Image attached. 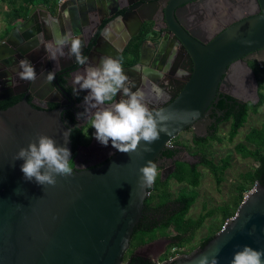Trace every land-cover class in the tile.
Segmentation results:
<instances>
[{
	"label": "water",
	"instance_id": "obj_1",
	"mask_svg": "<svg viewBox=\"0 0 264 264\" xmlns=\"http://www.w3.org/2000/svg\"><path fill=\"white\" fill-rule=\"evenodd\" d=\"M168 1L167 21L170 22V10L177 6L178 0ZM142 6L154 7L149 0H64L54 6L52 14L45 7L48 18L36 25L35 10L40 7L33 6L26 21L0 40V89L3 91L0 101L24 96L13 106L0 110V264H123L149 196L150 187L140 183L139 169L147 161L158 160L171 140L185 129L198 126L217 93L227 64L264 46V5L256 22L242 26L248 28L243 35L234 37L228 31L208 46L170 25L168 30L192 57L194 74L176 99L158 111L165 117L162 126L168 133H162L160 139L149 146L153 150L145 152L142 141L135 152L117 151L97 167L73 169L71 176H58L54 187L26 181L20 170L23 161L14 158L19 149L26 148L38 134L67 147L71 160L73 158L72 133L61 110H40L26 100L29 94L35 98L36 92L45 86L55 92L53 82L47 80L49 71H53L45 43L52 36H73L76 30L73 32L72 26L79 24L77 14L86 18L87 13L95 9L102 13L101 22L124 11L112 18L100 31L99 38L104 32L111 35L113 31L118 32L116 28L124 21L136 23ZM154 12L155 8L148 11L151 15ZM48 19L55 23L63 19L68 25L65 22L64 27L51 28L47 25ZM145 21L153 20L149 17ZM89 41L86 39V44ZM81 52L84 55L83 46ZM21 60L35 66V81L20 79ZM73 63H76L74 57L73 62L61 67ZM244 67L247 68L239 63L231 69L230 87L223 92L257 105L260 98L253 74L250 73L254 82L252 88L239 79ZM244 246L264 249V186L260 183H255L245 194L234 216L201 250L162 264H197L204 254L209 257L218 254L219 264H230L235 252ZM157 259L154 257L153 262Z\"/></svg>",
	"mask_w": 264,
	"mask_h": 264
},
{
	"label": "flooded vegetation",
	"instance_id": "obj_2",
	"mask_svg": "<svg viewBox=\"0 0 264 264\" xmlns=\"http://www.w3.org/2000/svg\"><path fill=\"white\" fill-rule=\"evenodd\" d=\"M149 2L154 7L148 8H155L154 14L151 15L148 13L149 9L142 6V10L138 14L139 20L136 23L132 20L124 21L120 27L116 28L119 29L118 32L113 31L111 35L104 32L101 38H99L100 31L112 18L124 11L109 19H104L103 22L100 20V14L102 13H99L100 11L97 9L88 12L86 18L77 14L79 24L78 27L76 25L72 26L73 32L76 30L72 37H78L81 40L84 47L83 56L92 65H98L102 56L119 59L125 74L135 84L132 91L144 92L145 103L154 113L172 103L194 74L195 64L192 57L186 48L182 46V43L175 38L173 32L168 30L170 25L179 27L201 45L208 46L228 31H231L234 37L243 35L248 28L242 26L246 22H256V19L262 13V5H264V0H187L184 3H182V0H178L177 6L175 5L170 10L171 21L168 22L167 7L170 1L149 0ZM149 17L153 21H145ZM65 22L66 20L62 19V21L55 23L54 21L50 22V19H48L47 25L51 28L56 25L59 29L61 25L64 27ZM54 39L55 37L52 36L45 43V46L47 56L52 64V71L55 74V78L52 80L55 92L48 90L45 86L42 91L36 92L35 98L29 94L26 100L34 108L40 110L60 109L66 125L71 130L77 129L87 135L91 134L90 143L87 146H78L73 152L71 167L74 170L94 168L105 163L117 150L111 147V141L105 147L94 138L95 129L91 127V119L100 107L119 102L122 93H118L112 101H106L105 105L97 107L91 106L95 103L94 101L85 102L84 97L87 95V91H81L79 95H74L73 90L79 88V85L75 83V77L84 75L88 65H80L76 62L62 68V65L73 62V57L69 58L68 56L70 43L63 49L65 55L61 56L57 51ZM86 39L90 40L88 44H86ZM35 54H38V52ZM239 63L247 66V68L244 67L243 72L239 73V79L243 81L244 85L249 88L254 87L250 73L253 74L257 83L260 98L257 105L244 102L223 92L224 89L228 90L230 87L231 69ZM154 89H158L159 93ZM1 90L0 96L3 94ZM263 90L264 46L227 64L220 76L217 93L205 111V117L196 128H187L171 140L169 146L161 152L159 159L154 161L157 164L156 178L161 181L168 180L169 183L174 181L171 176L179 163L186 164L189 167L197 166V170H199V167H202L199 164L201 153L198 152L199 149L196 144L198 142L199 144L209 143V140L218 133L222 124H230L229 121H225L228 112L241 111L246 106L260 107L264 103L263 101L261 104ZM16 97L21 100L24 96L19 95L12 98ZM12 98L2 100L0 103ZM78 113H81L79 119ZM183 134L190 135L184 137L186 141L180 139ZM81 149H85V153H87L85 161L80 160ZM156 217L157 219L160 218L155 215L154 218ZM159 238L156 237L145 245L130 249L124 262H133V259H137L138 261L133 264H140L142 260H150L148 257L149 252H145L144 249L157 245V247H161L160 250H164L165 243L161 238L165 237Z\"/></svg>",
	"mask_w": 264,
	"mask_h": 264
},
{
	"label": "clouds",
	"instance_id": "obj_3",
	"mask_svg": "<svg viewBox=\"0 0 264 264\" xmlns=\"http://www.w3.org/2000/svg\"><path fill=\"white\" fill-rule=\"evenodd\" d=\"M70 43L69 58L74 57L80 65L87 64L84 75H77L75 83L78 89L73 90L74 95L81 91H87L84 100L86 103L94 101L91 106H103L106 101H112L118 93H122L119 102L110 106L100 107L91 119V127L95 129L94 138L107 147L111 141V147L120 153L135 152L143 141L144 151L151 152L149 147L160 139L161 134H167L168 130L162 126L165 119L159 112H153L145 103V94L142 91H132L134 82L125 74L119 59L111 56H102L98 65H92L82 55V42L78 37L70 34L55 37L57 51L64 56V47ZM20 79L35 81L37 73L35 66L28 60L19 62ZM55 74L49 71L48 82L54 80ZM159 93L158 89H154ZM81 113H78V119ZM15 160H22L21 172L26 181H35L41 186H55L57 177H68L73 174L71 167V152L65 146H58L55 139L38 134L26 148H20ZM83 167V166H81ZM140 183L145 187H151L157 177V164L147 161L145 166L139 169ZM218 254L202 255L197 264H219ZM230 264H264V249L255 250L244 246L242 250L235 252Z\"/></svg>",
	"mask_w": 264,
	"mask_h": 264
},
{
	"label": "trees",
	"instance_id": "obj_4",
	"mask_svg": "<svg viewBox=\"0 0 264 264\" xmlns=\"http://www.w3.org/2000/svg\"><path fill=\"white\" fill-rule=\"evenodd\" d=\"M33 1L35 0H23V5L20 9L12 13V16L7 22H10L13 18L25 20ZM49 1L50 0H43L44 3ZM8 30L9 28L4 32L3 37H0V40L8 35ZM19 101L20 98L16 97L0 103V110L13 106ZM263 101L264 96L262 95L261 104ZM258 107L246 106L241 111L233 110L228 112L225 121L230 122L228 131V138L230 141L237 136L239 129L246 123L249 111L255 112ZM71 133L73 152H75L78 146H87L90 143L91 134L87 135L77 129L74 131L71 130ZM215 139H217L216 135L209 141ZM196 145L199 149L198 152L201 153V161L199 164L213 175L216 185L219 186L223 181L224 172L229 167V157L221 160L219 164H215L213 161L207 160L206 157L209 143L199 144L198 142ZM234 150L243 159L253 160L256 163V167L252 171L241 176L243 182L241 185L237 186L236 196L232 197L231 202L200 214L195 219L187 217L190 208L198 197L197 188L200 185L201 172L197 170V166L189 167L186 164L179 163L171 178H173L177 184L183 185V187L175 198H171L169 181H161L156 178L155 183L149 188V196L144 203L140 227L133 235L130 243L131 249L145 245L153 240V237L163 236L166 231L171 229L175 233L172 236H167L169 245L164 252V257L162 259L164 260L169 256L171 249L175 248L181 251L182 248L188 246L194 239L196 232L204 225L206 219L212 217L215 213L220 214L222 226L228 219L232 218L244 198L243 193L248 190L246 185L254 186L255 183H260L264 186V124L258 128H251L244 135L243 141L234 146ZM155 215L160 218H154ZM215 234L216 232H213L203 238L198 245V250H201ZM135 261L138 260L133 259V262L130 263H134ZM140 262V264H154L151 260H142Z\"/></svg>",
	"mask_w": 264,
	"mask_h": 264
},
{
	"label": "rangeland",
	"instance_id": "obj_5",
	"mask_svg": "<svg viewBox=\"0 0 264 264\" xmlns=\"http://www.w3.org/2000/svg\"><path fill=\"white\" fill-rule=\"evenodd\" d=\"M262 94L264 95V90L262 91ZM262 124H264V103L257 108L255 112H249L246 123L241 129H239L237 136L232 141L228 138L230 124L225 123L219 127L218 133L216 134L217 139L209 142L206 157L207 160H211L215 164H219L221 160L229 157V167L224 172L223 181L219 186L216 185L213 175L207 169L199 167V170L201 171V181L199 187L197 188L198 197L196 202L190 208L187 217L195 219L200 214L206 213L218 206L231 202L232 197L236 196L237 186L241 185L243 182L241 176L252 171L256 167V163L251 159H243L235 152L234 146L243 141L244 135L251 128H258ZM188 136L190 135L183 134L180 136V139L184 140V137ZM86 154L85 149L80 150L81 161L86 160ZM182 187L183 185L170 181L171 198H175ZM246 188L248 190L243 193V197L247 192L251 191L253 186L246 185ZM222 227L220 214L215 213L212 217L207 218L204 225L196 232L192 242L189 243L188 246L182 248L180 255L190 256L194 254L198 251V245L203 238L213 232L217 233V231H219ZM174 233L175 232L170 229L166 231L163 236H156L160 238L165 237L161 238L165 243L164 250H160L161 247H157V245L144 249L145 252H149L148 257L151 261L154 260V257L155 259H163L164 252L167 250L169 245L167 236H172ZM125 263L126 262L123 264Z\"/></svg>",
	"mask_w": 264,
	"mask_h": 264
},
{
	"label": "crops",
	"instance_id": "obj_6",
	"mask_svg": "<svg viewBox=\"0 0 264 264\" xmlns=\"http://www.w3.org/2000/svg\"><path fill=\"white\" fill-rule=\"evenodd\" d=\"M57 4L56 0H50L47 3H44L43 0H35L33 1V4L30 6V9L33 6H37L40 8H37L35 10V14L37 17L36 24H40L41 20H46L48 18L47 13L45 11V7L48 8L49 13H53V8ZM23 5V0H1L0 1V37H3L4 32L6 29L9 28L8 31L13 30L17 25L23 23L26 21L22 20L21 18H13L10 22H7L8 19L12 16V13L20 9V7ZM29 9V11H30ZM29 13V12H28ZM28 15V14H27ZM5 38V37H4ZM3 39V38H2Z\"/></svg>",
	"mask_w": 264,
	"mask_h": 264
},
{
	"label": "built area",
	"instance_id": "obj_7",
	"mask_svg": "<svg viewBox=\"0 0 264 264\" xmlns=\"http://www.w3.org/2000/svg\"><path fill=\"white\" fill-rule=\"evenodd\" d=\"M0 1H1V0H0ZM63 1H64V0H56L57 4H60V3H62ZM168 146H169V144H168ZM179 255H180V250H177V249L173 248V249H171L169 256H168L166 259H164V261H166V260L173 261V260L176 259ZM153 263H154V264H162L163 261L161 262V260L157 259V260L154 261Z\"/></svg>",
	"mask_w": 264,
	"mask_h": 264
}]
</instances>
